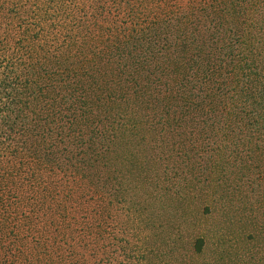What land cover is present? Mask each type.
Segmentation results:
<instances>
[{"label":"trees","instance_id":"16d2710c","mask_svg":"<svg viewBox=\"0 0 264 264\" xmlns=\"http://www.w3.org/2000/svg\"><path fill=\"white\" fill-rule=\"evenodd\" d=\"M218 209L264 210V0H0V264L199 255Z\"/></svg>","mask_w":264,"mask_h":264},{"label":"rangeland","instance_id":"374dc122","mask_svg":"<svg viewBox=\"0 0 264 264\" xmlns=\"http://www.w3.org/2000/svg\"><path fill=\"white\" fill-rule=\"evenodd\" d=\"M245 213L224 226L221 210H215L204 225L209 231L203 253L194 254L187 240L181 241L174 245L176 249L165 247L162 264H264V210Z\"/></svg>","mask_w":264,"mask_h":264}]
</instances>
